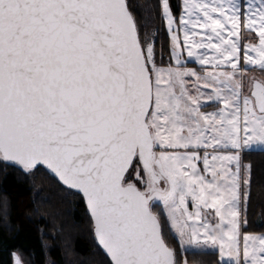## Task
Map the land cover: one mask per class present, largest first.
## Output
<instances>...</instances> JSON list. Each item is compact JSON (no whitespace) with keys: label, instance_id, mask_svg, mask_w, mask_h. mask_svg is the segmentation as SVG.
<instances>
[{"label":"snow or ice","instance_id":"6c2138e0","mask_svg":"<svg viewBox=\"0 0 264 264\" xmlns=\"http://www.w3.org/2000/svg\"><path fill=\"white\" fill-rule=\"evenodd\" d=\"M243 6L183 0L177 19L162 0L174 64L161 67L129 0H0V162L46 169L82 200L108 264H178L158 203L182 248L264 264L240 210L241 152L264 148V79L244 92L247 67L264 70V0ZM242 25L258 37L243 55Z\"/></svg>","mask_w":264,"mask_h":264},{"label":"trees","instance_id":"16d2710c","mask_svg":"<svg viewBox=\"0 0 264 264\" xmlns=\"http://www.w3.org/2000/svg\"><path fill=\"white\" fill-rule=\"evenodd\" d=\"M143 41L152 37L156 62L169 60L170 35L159 0H129ZM175 15L178 0H170ZM188 64H195L189 61ZM241 161L250 165L249 197L244 203L242 231L264 233V149L242 151ZM162 234L176 253L178 264H229L218 260L216 250L181 248L160 204ZM17 251L23 264H108L95 241L91 219L82 200L68 194L47 170L26 174L15 165L0 162V264H12Z\"/></svg>","mask_w":264,"mask_h":264},{"label":"rangeland","instance_id":"374dc122","mask_svg":"<svg viewBox=\"0 0 264 264\" xmlns=\"http://www.w3.org/2000/svg\"><path fill=\"white\" fill-rule=\"evenodd\" d=\"M182 2L183 0H178V9H179V12L177 15H175L177 17V19L179 18V15L182 11ZM159 3H160V8H161V13H162V0H159ZM241 4H242V8H241V11L243 12L245 9H244V0H241ZM164 20V19H163ZM164 23H165V27L167 28L166 26V21L164 20ZM170 35V34H169ZM182 35V34H181ZM152 41V37L150 38V35H145V39L142 41L144 43H147V42H150ZM239 41H240V44H241V49H242V53L241 55H243V49H244V46L249 44V43H258V37L255 33L254 30L252 31H249L247 29H245L243 27V25L241 26V29H240V32H239ZM170 51H171V48H170ZM254 55V54H253ZM169 58H170V53H169ZM185 59L186 60H194L193 58H188L187 57V53L185 51ZM159 66L161 67H165V63L164 62H159L157 63ZM240 66H241V69H244L245 68V65H244V62H243V59H241V62H240ZM256 77L257 79H264V70H261L259 67H254V66H248L247 69H246V76H245V81H244V84H245V87H244V92L245 94H247L249 91H250V85H249V82H250V78L251 77ZM252 149H264V148H258V147H253ZM245 150H249V149H245ZM244 151V150H242ZM242 154V152H241ZM241 165H242V172L244 171V164L242 163L241 161ZM202 167V164L200 165ZM234 167V166H233ZM244 198H243V195L241 196V206H240V210H241V216L243 218V209H244ZM159 204V203H158ZM191 207V205H189ZM161 208H162V205H161ZM162 212H163V215L165 216L166 220H167V216H166V212L163 211L162 209ZM214 216V212H212L210 214V219ZM215 222V221H213ZM167 223L171 229V231L176 235L177 237V240L179 241V237L178 235L175 233V230L171 228L170 226V221L167 220ZM242 232H245V233H251V232H248V231H242ZM253 234H257V235H264V233H258V232H253ZM182 248V247H181ZM183 249H196V250H216L218 252V260L220 262H227L230 264V261H229V258L225 257L223 259H221L220 255H219V249L218 247L217 248H194V247H183ZM19 257L20 258V254L17 252V251H13L11 253V259H12V264H15V258L16 257ZM20 261H21V258H20ZM21 264L22 261H21Z\"/></svg>","mask_w":264,"mask_h":264},{"label":"crops","instance_id":"0c3cea01","mask_svg":"<svg viewBox=\"0 0 264 264\" xmlns=\"http://www.w3.org/2000/svg\"><path fill=\"white\" fill-rule=\"evenodd\" d=\"M148 43H151V41L150 42H147L146 43V45L148 44ZM169 63H166L164 66L166 67V66H168L170 63L171 64H174V61H172L171 60V58H169ZM188 62L189 61H192V62H194L195 64H193V65H191V64H188L187 63V67H189V68H195L197 71H201V69H200V67H199V65L194 61V60H187ZM216 107H218V105H216V104H209L207 107H205L203 110L204 111H212V110H214Z\"/></svg>","mask_w":264,"mask_h":264},{"label":"flooded vegetation","instance_id":"af4514ba","mask_svg":"<svg viewBox=\"0 0 264 264\" xmlns=\"http://www.w3.org/2000/svg\"><path fill=\"white\" fill-rule=\"evenodd\" d=\"M169 61H170V60H167V59H166V60H165V64H166V63H169ZM131 175L134 176V172L131 173Z\"/></svg>","mask_w":264,"mask_h":264},{"label":"water","instance_id":"95a60500","mask_svg":"<svg viewBox=\"0 0 264 264\" xmlns=\"http://www.w3.org/2000/svg\"><path fill=\"white\" fill-rule=\"evenodd\" d=\"M146 47V46H145ZM46 170V169H45ZM103 251V250H102Z\"/></svg>","mask_w":264,"mask_h":264}]
</instances>
